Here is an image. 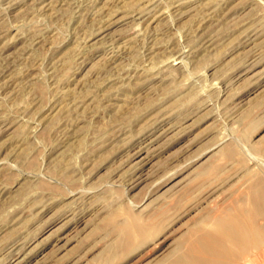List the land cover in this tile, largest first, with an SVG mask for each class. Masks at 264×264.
I'll use <instances>...</instances> for the list:
<instances>
[{
	"label": "rangeland",
	"instance_id": "1",
	"mask_svg": "<svg viewBox=\"0 0 264 264\" xmlns=\"http://www.w3.org/2000/svg\"><path fill=\"white\" fill-rule=\"evenodd\" d=\"M263 73L264 0H0V264H165L216 215L264 226Z\"/></svg>",
	"mask_w": 264,
	"mask_h": 264
},
{
	"label": "bare ground",
	"instance_id": "2",
	"mask_svg": "<svg viewBox=\"0 0 264 264\" xmlns=\"http://www.w3.org/2000/svg\"><path fill=\"white\" fill-rule=\"evenodd\" d=\"M263 187L264 186H262V188ZM257 188L258 187L254 183L252 188H250V192L255 193V194L259 193L257 191L258 190ZM250 195L253 196V194H250ZM260 197H261V195H260ZM262 197H263V195H262ZM253 198H254V196H253ZM258 198L257 199L255 198L256 202H261L260 199H262V198H259V199ZM251 203L255 204L254 202H251ZM263 203H264V200H263ZM263 203H262V205H264ZM217 216H220V215H216L217 219L212 217V218L216 219V220H213L215 222H210L211 219L208 222L209 224L213 223L211 229H209L211 225H209V228L207 225V228L210 231L206 228H205L206 230L203 231L204 225L201 226V224H200V226H197L198 224L196 223L197 228H196V231L194 233L193 238L190 239L191 238L190 235L188 236V237H190L189 239H190L191 245H190V247L188 246L187 249L190 248L189 249L190 251L188 253L184 252L185 254L184 253L182 254L179 252V254H182V255L175 256V258L172 257V259L170 261L167 259L168 262L166 261L167 263H165V264H257V263H262V262L264 264V249L261 252H259V254L256 256V258H254L252 261L248 260L244 263H242L240 261V259H243L240 256L241 255L240 252H242V251H245L244 253L248 252L247 250H249L248 249L249 244L248 243L239 244L241 241H239V236H238L240 234H241L240 236H242V235L247 236V234H251L252 237L259 238L262 234H264V226H262V225L258 226L257 223H256L257 225H255L254 223L253 224L251 223V225L249 226V230H248L249 232L247 234H244V232H243V234L241 232H239L240 234H238L236 229L232 226L233 224L228 225L229 223L231 224L232 221L229 222L228 224L225 221V223L223 224L224 221L222 222V220H225L224 217L218 218ZM203 218H204V216H203ZM206 218L208 220V218H210V217L206 216ZM203 220H204V222L206 221L205 218ZM251 222H255V221L251 220ZM208 223H204V224H208ZM127 226H126V228H127ZM244 228L242 230L246 231ZM128 230L130 231V229H128ZM128 233H127V235H128ZM131 233H132V229H131ZM188 237H187V240H188ZM244 237L240 238V240L241 239L243 240ZM250 240H253V239L250 238ZM246 241H247V238H246ZM181 245H182V242H181ZM229 245H231V246H229ZM244 245H245V247L247 246L246 247L247 250H245ZM185 246L187 247V243ZM185 246H184V248H185ZM184 248H182V249H184ZM254 249L256 250V248H254ZM258 249H259V247H258ZM182 251H184V250H181V252ZM239 253H240V255H239ZM244 253H243V255H244ZM249 254H250V250H249ZM237 256L240 257L239 260H238ZM244 258H247V257H244Z\"/></svg>",
	"mask_w": 264,
	"mask_h": 264
}]
</instances>
